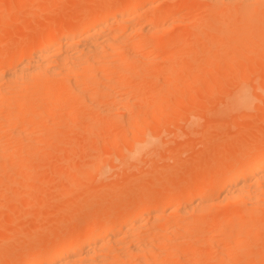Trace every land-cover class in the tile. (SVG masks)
<instances>
[{
  "label": "bare ground",
  "instance_id": "bare-ground-1",
  "mask_svg": "<svg viewBox=\"0 0 264 264\" xmlns=\"http://www.w3.org/2000/svg\"><path fill=\"white\" fill-rule=\"evenodd\" d=\"M149 1L153 3L155 0ZM162 1L165 2L169 0ZM145 2L146 0H134L131 2L123 1L122 3H120V5L118 4L119 6L115 8H109L110 10L104 9V11L101 12L100 10L95 11L94 9L89 13H85V16L81 14H75L72 17V20L75 21L74 23L63 22L58 27H53L51 24L46 25L42 32H38L39 34L38 36H36V38H34L35 36L33 38H28L27 40L23 38L24 42L21 48L15 52L9 51V49H7V47H4V45L2 44L4 48L0 47V171L7 166V163L8 165L12 164V167L15 166L17 167V169L21 167L23 168L24 163L22 162V164H20V161L23 160V152H32V150L35 152L34 147L36 146L37 148L38 145H35V143L39 141L37 138H41V140H48L54 136H60V131H62V124H68L69 122L75 124L76 115H81V110L92 108L99 112L100 115H104L108 118L113 119L117 117L118 113H116V111L120 109H123V113H127L130 109L138 107V103L142 102H139V99H132V96H134L135 93L136 95L137 93H139L138 90H129L127 88V91H125L124 89H121V91H114L117 86H121L123 82L128 81L130 78H133V76V79H135L137 75L138 77L142 75V78H145L146 76H149L152 71L157 69L158 73H160L161 71V74H163L162 79L164 84L171 76H174L177 69H179V66H182L174 63L176 60L174 56L173 58H170V60L175 59L173 60V64H171L172 62H170L171 67L169 65L168 67L164 65L166 68L163 67V70H160L162 66L159 67V69L154 68L153 70L151 64L155 57L153 58V56H150L149 53L151 52H148L149 55H145L142 52L141 54L137 50L140 48V45L147 37L148 39L146 40H148V43L152 45L150 46L147 43L151 48V50H149L160 55L161 51L165 50L166 47H169V50L172 49L171 52L173 53V55H177L180 52V49L185 48L183 46L181 48L177 43L182 42L184 39L191 40L192 38H195V34L198 37V32H200L201 30H204L205 33L206 31L209 33H214L219 36L220 39H227V41H229V44L225 47H223V45L222 47H220L221 54L224 55L229 61V63L227 62V64L231 65L232 62L236 63V61L239 60H241L239 64L242 63V60L246 64L248 61L249 62L248 66L246 65V67L243 63V68H239L240 70L237 68L239 67V65H236L235 71H233L236 72V69H238L239 71L237 70L236 73H232L236 83L231 90L228 89L229 94H226L227 96L224 103L219 101L222 105L216 110L215 114L217 116H221L225 113H232V115L233 113H240L243 116H248L249 113L253 111V109L256 107V98L258 96H263L264 94V69L255 72L256 69L252 71L251 69L253 68H249L251 67L249 66L251 65L249 63H257V61L262 60L264 61V0H186L182 4L173 5V9H171V7V10H167V13L164 12L166 14L161 13L163 11H159L158 13L148 12V18H144V20L146 19L145 21L143 20V18H141V20L137 18L139 21H137L136 18L134 20V18L131 17L133 16L132 12L141 9L144 6ZM194 3H196L199 11L204 9L210 10V18H208L206 21L198 22L195 19L190 18L191 16L185 18L179 16V13L183 8L185 9L186 7H188L189 5L191 6ZM1 10L2 9H0V11ZM3 12H6V9H3ZM143 15L144 14H142V17ZM7 16L9 17L8 13H5L2 17H5V20H7ZM139 17H141V15ZM168 21H170L169 23H172L173 25L178 23V26L181 25L183 26V28L185 27V29H190L191 32L188 33L187 36L185 35L187 38L181 36L183 39L182 41L181 38L175 39V37H173L175 41L172 38V41H174V43H172L171 41V44L174 45H172L171 47L169 46V44H167L165 48L162 49V47H164L163 45H165V41L163 42V45H160V43L157 42L152 44L151 42L154 36L161 35L162 38L164 37L162 35L164 34L163 29L167 26L166 23L168 24ZM7 28L10 29L9 27L4 28V35L7 33ZM185 33H187L186 30ZM201 34L203 33L201 32ZM214 36L215 35H213L212 37ZM168 37L166 38L170 39ZM155 39H157V41H160L159 38ZM252 40H256L255 47H251L253 42ZM220 41L221 40H219V42ZM220 43L222 44V42ZM248 45L250 47L247 49ZM212 47L210 46V48L206 49L210 51ZM188 48L189 47L187 46L186 50ZM251 48H253L254 51L251 50ZM214 52L215 53L212 52V54H216L217 52L219 53V49L217 52ZM166 53L168 54V51ZM153 54L154 53H152L151 55ZM162 55H164V53H162ZM182 55H186V53ZM167 57L164 58L166 59ZM181 57L183 56H180V58ZM211 57L213 60H215L213 56H210V58ZM226 58L223 59L225 60ZM212 59L210 60V62L213 61ZM219 59L221 58L219 57ZM177 61L178 60H176V62ZM150 65L152 69L148 68L150 67ZM229 65L227 68H225V70L232 71V69H229ZM240 66L242 67V64ZM221 70L223 69L220 66L219 72H221V74L219 72L218 73L221 76H224L223 74L225 72L227 73V71L223 73ZM250 76L255 77L253 83H250L246 80V77L248 78ZM261 78L263 79L262 82H257L261 81ZM219 80L221 81V78ZM152 90L154 93V98H151L152 100L150 102L147 100V105H150L151 107L152 105L160 106L161 102H163L162 99H164L163 96H165L166 94L163 95L164 93H161V90L157 89V87H153ZM123 95H127V98L125 99V103L119 106L118 103H121V100L124 101ZM215 102H217V100ZM203 104L205 103L203 102ZM262 111L264 113V109ZM123 113L119 112V114L121 115H123ZM129 114H127V118H125L126 114L124 115V117L120 115V120L118 121H120L121 125L133 126L134 128H136V130L138 129V126L141 122L145 123L147 120L151 119L149 117H135L136 119H133V121H131ZM223 117L221 118L223 119ZM248 117L250 118V116ZM229 118L230 117H228V119ZM262 119H260V122L264 121ZM250 122L249 124L245 123L246 129L249 127V125H252V121ZM86 124L88 125L90 132L93 133L97 126V117H90L86 120ZM263 126L264 124L262 125V127ZM219 128L220 127H218V131ZM246 129H244V131ZM248 129L250 130V128ZM255 129L257 128H254L252 130L258 131V129ZM205 133L207 134V131ZM104 134H106V132ZM219 134L221 137V133ZM261 134L259 136L260 138L262 137V141L259 139L261 142L254 143L255 145H250L243 148L245 150L241 151L242 154L240 152V155H238L237 159H234L233 161L230 160L227 164L226 169H218V171L216 169V171L212 175L213 177L211 176V181H208L206 178V181L204 182L201 181V183L198 182V184L194 183L195 185H188L187 187H185V189H182L179 192L166 195L163 200V208L160 206H153V202L152 204H150L149 200H140L135 210L131 208V210H129L130 213L128 212L127 215H119V213L118 215L113 214L110 216H98L94 218V214V217H90L91 221H87L88 224H85V227L83 228H80L78 226L80 229L75 230L76 228H73L75 227L73 226V224H71L73 227H67V229L64 231L63 240H60V236H57L58 234L56 231L55 235L54 233H51L52 237L55 236L59 239H44L46 242L50 241L47 244H45L44 240L41 239V241H43L44 243L40 247V244H38L39 248L33 251L34 253L30 251L33 255H30V257L32 256L30 260V257L27 259L29 260L28 262L26 260V264H176L175 261H178V259L180 261L186 258L184 256H192L194 258V262L192 261L194 264H232L236 259H243V257L249 255V252H264V240L257 243H251L249 241L251 239L250 233L252 231V233L255 234L264 233V137L261 136ZM133 136L136 137L135 135ZM227 137L225 139H227ZM234 140L235 137L233 139V142ZM133 141L134 142H131V144L126 147V150L124 151L129 152V155H127L131 159L137 158L143 152H150L152 148L157 146V139L153 132L149 133V130L148 132H142V138L140 140ZM221 141H223V138ZM219 143L222 145L221 142ZM49 144L50 143H48V145ZM236 145L238 144L236 143ZM218 146L214 147L218 148ZM210 147L213 148L212 144ZM152 151L154 152V150ZM36 152H38V150H36ZM220 153L227 154V152ZM33 156L34 154L31 155V158H33ZM207 158L209 159V157ZM224 160L225 159H223V162ZM201 163H203V161H201ZM210 163H212V161ZM202 165L204 166V164ZM209 165H206V167H209ZM24 166H26V164ZM70 166L66 165V167ZM5 169H8V166ZM5 169L3 170V172L5 171ZM72 169L74 170V167H72ZM8 170H10V167ZM78 171L80 172V170ZM3 172L2 174H5ZM152 172L154 171H151V173ZM76 173L78 172H75V174L73 175L75 178ZM80 174L78 173V175ZM148 174L150 173H147V175ZM78 175L77 179L79 181L80 176L78 177ZM24 177L25 176H23V178ZM152 177L153 176L151 175V178ZM74 179H72V184H75L78 187V185L76 184L77 180L75 179L74 182ZM133 180L138 181L139 179L137 178ZM181 181L183 182V180ZM179 184L180 183H178V185ZM67 189H65L64 187L62 191L66 190L67 192ZM81 189L82 188L80 187V191ZM62 191L59 192L64 194L65 191L64 193ZM70 191L71 190H68L67 193H71ZM100 192L103 191L101 190ZM134 192L133 195L136 193ZM124 197L122 198L124 199ZM78 198H76V203L78 202L79 205L75 204V202L73 201L74 198L71 201L74 203L73 205L75 207L77 206L80 209V207L83 204L85 205V203H83V201L81 200L82 202L80 201V203L83 204H81L80 206L79 199H81V197L79 199ZM71 201H69L71 204H68L72 205ZM63 204H61L62 207ZM73 205H68L69 208L65 205L64 206L66 207L65 209L68 208L71 213L73 212V210L71 211V207H73L74 211L77 210V207L75 208ZM58 207L59 206H57V208ZM124 207L126 206L124 205ZM220 207H227L228 212L220 213ZM61 209L63 210L64 207L60 208V210ZM65 213L67 212L65 211ZM59 214L60 213H58V215ZM63 215L65 216V214ZM197 215H200L202 217V223L212 224V227L206 230L195 227V231L191 232L188 227L182 226L183 223L190 224V222ZM61 216L62 214L58 216V219L59 217L61 218ZM161 216H165L167 220L163 219V222H160L151 227H147L146 224H144V222H146L150 218L152 221H154V218ZM46 218L47 217H44V219ZM65 218L66 217H64L63 219ZM67 218L69 217L67 216ZM34 220L32 221L34 222ZM155 221L157 220L155 219ZM39 223H36V225L39 226ZM44 226V229H46V225ZM30 228H32V226ZM41 228L42 227H40V229ZM35 229H37V227ZM33 231L34 233L36 232L35 230ZM14 232L15 231L12 230V233ZM60 233L63 234V230ZM255 234L252 236H256ZM9 235L6 238H9ZM16 238H18V235ZM13 241H11L9 244H12ZM188 241L198 243V245L195 247V251H193L192 253H187L186 249H188V247L186 248V246L188 245L185 244ZM15 243H18L17 240L15 241ZM6 247L4 246L2 248H4V250L6 251ZM3 260L2 261L4 263L5 261L8 262V260H5L4 258ZM11 262L14 263L13 261Z\"/></svg>",
  "mask_w": 264,
  "mask_h": 264
},
{
  "label": "rangeland",
  "instance_id": "rangeland-1",
  "mask_svg": "<svg viewBox=\"0 0 264 264\" xmlns=\"http://www.w3.org/2000/svg\"><path fill=\"white\" fill-rule=\"evenodd\" d=\"M0 1H1L0 9H2L0 11L1 12L0 13V16H1L0 18V47H3L2 46L3 44L4 47H7V49H9V51L15 52L21 48L24 42V39L27 40L28 38H33L34 36H35L34 38H36V36H38V34L44 30V27L46 25L51 24L53 27H58L63 22H68V23L73 22L74 23L75 21L72 20V17L75 14L77 15L81 14L85 16L86 15L85 13H89L90 11L94 9L95 11L100 10L102 12L104 11V9L110 10L109 8H115L119 6L120 3H122L123 1L131 2L134 0H12L13 2L11 0H0ZM185 1L186 0H169V1L163 2L162 0H155L152 3L149 0H146V2L144 3V6L141 9L135 12H132L133 16L131 17L134 18V20L135 18L136 19L138 18L140 20L141 18H143L144 20V18H148V15H147L148 12L158 13L159 11L160 12L163 11L161 13L166 14L168 12L167 10L173 9L172 7L173 5L182 4ZM3 9H6V12H3ZM5 13H8L9 15V17L7 16L6 18L7 20H5V17L4 18L2 17L3 14ZM142 14H144L143 17H142ZM140 15L141 17H139ZM210 15H211V12L208 9L199 11L196 6V3L192 4L191 6L189 5L185 9L183 8L182 11H180L179 13V16L182 18L191 16L190 18L195 19L198 22L206 21L208 18H210ZM138 19L137 21H139ZM169 22L170 21H168V24L166 23L167 26L163 29V33L165 34V35L162 34L164 36L163 38L161 35L154 36V37L152 36L153 37L152 42H151L152 44L157 42V43H160V45H163V42L165 41L164 43L165 45H163L164 47H162V49L165 48L167 44H169V46L171 47L172 45H174V44H171L173 37H175V39L181 38V41H182L183 39L181 36L187 38L186 36L188 35V33L191 32L190 29H185V27L183 28V26L181 25L178 26V23L176 22H175L176 24H174L175 26L172 23L170 24ZM6 27H9L10 29L7 28L6 30L7 33L4 35L3 32L5 31L3 30ZM185 30L187 33H185ZM201 32L203 34H201ZM213 35L215 36L212 37ZM166 37L170 39H167ZM155 38H159L160 41H157V39ZM195 38H192L191 40L184 39L182 42L177 43L181 48L182 46L185 47L183 49H180V52L177 55L176 54L173 55V53L171 52L172 49L169 50L168 49L169 47L168 48L166 47L167 50L165 49V50H162L163 52L161 51V55L162 53H164V55L161 56L160 54L156 52L150 51L151 50L150 46L152 45H150V43H148V40H146L148 39L147 37L143 41V43L140 45V48L137 50L140 53L141 52L144 53L145 55L150 54L151 57L152 56L153 58L155 57L151 64L153 67V70L154 68L159 69V67L161 66L162 67L160 68V70L161 69L163 70L164 68L168 67V65L170 66L171 64H173V60L175 59L170 60V58L171 57L173 58V56L178 61L181 59L179 62L178 61L176 62V60L174 62L175 64L182 65V66H179V69H177L174 76H171L165 84L163 83V79H162L163 74H161V71L160 73H158L157 69L154 70L157 72L152 71V73L149 74V76H146L145 78L144 77L142 78V75L139 77L137 75L136 76L137 79L136 78L133 79L134 78L133 76V78H130L128 81L123 82L121 86H117L116 89L114 90V91H119V90L121 91V89H124L125 91H127V88H128L129 90L135 89L139 91L137 95L136 93L135 95L133 94L134 96H132L133 97L132 99L134 100L139 99L138 101L142 103H138L139 105L138 107L130 109L131 111L130 110L128 111L130 114L128 112L123 113L122 111L123 109H120L116 111V113H118L117 117L111 119V118H108L107 116L100 115L99 112H97L96 110L92 108L81 110V115H76L75 124H72L70 122L68 124L66 123L62 124L61 126L62 131H60V127H59L60 136H54L48 140H45V139L41 140V138H37L39 141L35 143V145L38 144L37 148L36 146L34 147L35 152L33 150L32 152L31 151L25 152V153L23 152L22 155H23L24 161L23 160L20 161V164H22L23 162L24 165L26 164V166L23 165V168L21 167L17 169V167L15 166L12 167V164H10L11 165L10 166L7 163L8 169L10 167V170L5 169L7 168L6 166L0 171L1 172L0 173V228L2 227L1 229H3V230L0 229V244L3 245V246L0 245L1 246L0 249L4 246L8 247L9 245L8 248L6 247L7 249L6 251L4 250V248L0 250V259H1L0 261H2L4 258L5 260H8V262L5 261L6 264H10V263L11 264H17V263L26 264L32 257V256L30 257V255H33L31 252L37 250L44 242L45 244L50 242V241L46 242L44 239L50 240L51 238H53V240H57L60 238V240L61 239L63 240L64 231L67 229V227L75 226L73 227L74 229L76 228L75 230L83 228L85 227V224L87 225L88 222L91 221V218L94 214H95L94 215L95 217L93 216L94 218L98 216L100 217L110 216L113 214L118 215L119 213H120L119 215L121 214L127 215L128 212L130 213L129 210H131V208L135 210L140 200H146V201L149 200L150 204H152L153 202L154 204L153 206H158V207L160 206L163 208L164 207L163 200L166 197V195L179 192L180 190L185 189V187H187L188 185H195L194 183L198 184V182L201 183V181L204 182L206 181V178L208 181H211V178L213 177L212 175L214 174L216 169L217 171L218 169L219 170L226 169L229 161L230 160L233 161L234 159H237L238 155H240V152L242 150H245L243 148H245L246 146L255 145L254 143H257V142L259 143L262 141V137L260 138L259 136L261 133L264 134L263 132L264 126L262 127V125L264 124V121L260 122V119L264 118L263 116L264 113L262 111L264 109V105H262L264 104V94L263 96H258L256 98V101H255L256 107L248 115L250 116V118L247 115L243 116L240 113L238 114L233 113V115L232 113L231 114L225 113L221 116H217L215 114L216 110L222 105L221 102L224 103L226 96L229 94L228 89L231 90L234 84L236 83L232 73H236L239 68L242 69L243 63L245 67L246 65L248 66L249 61L247 62V64L243 62V60H242V63L240 64L239 62L241 60L236 61V63L234 62L235 65L233 62L231 63V65L227 64V62L229 63V61L224 55L221 54L220 47H222V45L223 47L227 46L229 44V41H227V39L225 38L220 39V37L214 33H209L207 31L205 33L204 30H201L200 32H198V37L195 34ZM175 39L173 38L174 41ZM219 40H221L220 42H222V44L219 42ZM174 41H172V43H174ZM147 43L150 46H148ZM255 44H256V40L252 42L251 47H255L256 46ZM187 46L190 49L188 48L186 50ZM210 46L211 47L213 46V47L209 51L206 48H210ZM249 47L250 46L248 45L247 49ZM217 48L219 49V53L217 52L218 51ZM205 50H208V51H205ZM251 50L254 51L253 48H251ZM167 51H168V54L166 53ZM214 51H216L218 54L217 53H216L217 55L212 54V52L215 53ZM222 51H223V48H222ZM148 52H151V53L148 54ZM152 53L154 54L151 55ZM181 53L182 54L186 53V55H182ZM180 56H183V57L180 58ZM210 56H213L215 60H213L212 57L210 58ZM164 57H167L169 59L167 58L165 59ZM219 57L222 60L219 59ZM223 58H226V59L224 60ZM211 59L213 61L210 62ZM170 62L172 63L170 64ZM263 62L264 61L262 60V61H257V63H249L251 64L249 65L251 66L249 68L250 69L253 68L251 69L252 71L256 69L255 72L259 70L261 71V69H264ZM241 64H242V67L240 66ZM151 65L148 68L152 69ZM228 65L230 67L233 66L231 68L229 67V69H232V71L225 70V68H227ZM236 65H239V67H237L238 69H236V72H234ZM220 66L223 69L221 70L223 73L227 71V73L225 72L223 74L224 76L220 75L221 74V72H219ZM220 78H221V81L219 80ZM254 79H255L254 76L252 77L250 76L248 78L246 77V80L250 83H253ZM262 80L263 79L261 78V81H257V82H262ZM153 87H157V89L161 90V93H164L163 95L166 94L168 97L166 95L163 96L164 99H162L163 102H161L160 106L152 105L151 107L149 105L150 106L149 107L147 105L148 101L150 102L154 98V93L152 90ZM127 95H123L124 101L121 100V103H118L119 106L125 103V99L127 98ZM216 100L217 102H215ZM203 102L205 104H203ZM140 107H142L143 109ZM119 112L123 113V115L119 114ZM127 114L130 115L131 121H133V119H136L135 117H138V118L149 117L151 119L147 120L148 122L146 121L145 123L141 122L140 125L138 126V129H137L138 133H137L136 128H134L133 126H123L120 124V121H118L120 120V115L122 117H124L125 115V118H127L128 117ZM93 116L97 117V126L94 132L91 133L88 128V125L86 124V120ZM154 116H155V119H154ZM205 117H208L209 119ZM221 117H223V119ZM228 117L230 118L228 119ZM213 119H216V120H213ZM250 121H252V125H249V127L247 126L248 128H250V130L248 128L247 130L245 127L246 126L245 123L249 124ZM147 126L149 129L147 128ZM218 127L221 128V129L219 128V131H218ZM102 128H105V129H102ZM126 128L128 129V131ZM254 128H257L258 131L252 130ZM244 129H246L247 131L246 130L244 131ZM148 130H149V133L153 132L157 139V146L154 147L156 150L152 148L150 152H143L135 159L129 158L128 157L129 152H124L126 150V147H128L131 144V142L133 143L134 142L133 140L135 141L140 140L142 138V132H148ZM133 131H135L136 133ZM206 131H207V134L205 133ZM105 132L106 134H104ZM219 133H221V137ZM262 134L261 136L264 137V135ZM133 135H135L136 137H134ZM216 136L220 139H218ZM226 137L227 139H225ZM234 137H235V140H234L235 144L233 142ZM211 138L213 139L214 143L216 142L217 143L214 144ZM222 138H223V141H221ZM219 142H221L223 146ZM48 143L50 144L48 145ZM236 143L238 145H236ZM211 144L213 148L210 147ZM206 145H209V146H206ZM40 146L42 149L40 148ZM214 146H218V148ZM210 149L213 151H211ZM36 150H38V152H36ZM152 150H154V152ZM219 151L223 153L227 152V154L225 153L222 154ZM30 154L31 155L34 154L35 158L34 156L33 158H31ZM216 154H219V155H216ZM221 154L224 156H222ZM229 156L233 158L231 159ZM207 157H209V159ZM223 159H225L224 162H223ZM201 161H203V163H201ZM211 161L212 163H210ZM218 161L220 162V164ZM202 164H204V166ZM66 165L67 166L71 165L70 166L71 168L66 167ZM206 165H209V167H206ZM72 167H74V170H76L77 168V170L74 171ZM4 169L5 171L3 172ZM78 170H80V172ZM100 170L102 171V173ZM151 171H154V172L151 173ZM2 172L5 174H2ZM75 172H78L79 174L81 173L82 175L81 174L78 175V173H76V178H75L73 176ZM147 173H150V174L147 175ZM99 174L100 175L102 174V175L100 176ZM77 175L78 177L80 176L79 181L77 179ZM151 175L153 176L152 178H151ZM23 176L25 177L23 178ZM72 177H74L77 180L76 184L78 185L79 188L75 184H72L73 183L72 179H74ZM130 177L131 178L133 177V178L131 179ZM137 178L140 180V181L138 180L140 183L137 180L135 181L133 180ZM75 179L73 180L74 182H75ZM181 180H183V182ZM112 181H115L117 183L112 182ZM178 183L180 184L178 185ZM64 187L65 189L68 188L67 192L68 190H71L70 191L71 193H67L66 190H64L65 193H67L65 194L64 191H62ZM80 187L82 188L81 191H80ZM135 188L138 189L139 192ZM100 189L103 192H100L101 191ZM140 189L141 190L143 189L144 191L143 190L141 191ZM113 190H116V191H113ZM59 191H62L64 194H62ZM133 192L135 193L134 195H133ZM77 195L79 196V198L81 197V199H79ZM122 197H124V199ZM73 198H74L73 201L75 202V204H78V202L76 203V198H78L79 203L82 200L83 203H85V205L83 203H80V206L81 204H83L81 206L82 209L80 207L81 209L80 210L76 206L77 207L76 211H74L73 207H71L72 208L71 211L73 210V212L70 213V210H68L69 208L68 205L72 206L74 204L71 201ZM109 198L110 199L112 198V199L110 200ZM69 201L72 202V205H70L71 203ZM89 201L91 202V205ZM59 204L60 205L63 204V207H64L63 210H65L67 213H65V211H63L62 209L60 210V208H63V207L62 205L60 206ZM64 205L68 208L65 209L66 207ZM124 205L126 207H124ZM57 206H59L60 208L58 207L59 208L58 209ZM219 209H220V213L228 212L227 207H220ZM56 212L60 213L59 215L62 214L61 218L59 217L58 219L59 215ZM63 214H65V216ZM66 214L69 218H67ZM54 216H56L57 218ZM63 216L66 218L63 219L64 218ZM34 217H35V220H34ZM44 217H47V218L44 219ZM155 219L157 221H155ZM163 219L167 220L165 216L154 218V221H152L150 218L149 220L144 222V224H146L147 227H151L160 222H163ZM32 220H34V222ZM59 220L60 221L62 220V221L60 222ZM202 221H203L202 217L200 215H197L190 222V224L183 223L182 226L188 227V229L191 232L195 231L196 228H201L203 230L204 229L206 230L212 227L211 226L212 224H204L202 223ZM36 223H39V226H37ZM71 224H73V226ZM44 225H46V229H44L45 228ZM31 226L32 228H30ZM33 226H36L37 229H35L36 227H33ZM40 227H42L43 230L42 228L40 229ZM12 230L16 232V234L18 235V238H16L17 235L15 234V232L12 233ZM33 230H35L36 232L34 233ZM62 230H63V234L60 233ZM55 231L58 234L57 236H60L59 238L55 236L52 237L51 233H54L55 235L56 234ZM8 232L11 235H9ZM252 232L250 233L249 231L250 238H251L249 241L251 243H254V242L257 243V242H261L262 240H264L263 238L264 233L255 234ZM12 234L15 236H13ZM254 234L256 236H252ZM8 235H9V238H6L8 237ZM41 239H43L44 242L41 241ZM16 240L18 243H15ZM6 241L7 242L9 241V242L7 243ZM11 241H13L12 244H9ZM189 242L190 241L186 242L185 244V245H188L186 246V248L188 247V249L186 250H187V253H192L193 251H195V247L198 245V243H195V242L189 243ZM13 243H14V246H13ZM38 244H40L39 247H38ZM10 245H12L13 248ZM248 254L249 255L243 257V259L242 258L239 259L238 258L239 256H238L237 257L238 259H236L235 262L232 264H264V252L263 251H253V252H249ZM184 257L186 258L180 261L178 259L179 262L175 261L176 264H194L193 263L194 258L192 256H188V257L184 256ZM28 258L29 260H27ZM3 261L0 262V264L4 263ZM11 261H13L14 263H12Z\"/></svg>",
  "mask_w": 264,
  "mask_h": 264
}]
</instances>
